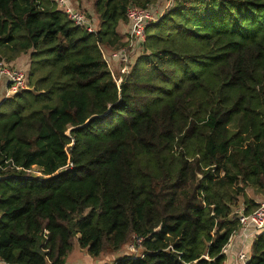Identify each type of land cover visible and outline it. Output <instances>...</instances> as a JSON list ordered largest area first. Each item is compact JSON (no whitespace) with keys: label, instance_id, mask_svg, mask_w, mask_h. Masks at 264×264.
Returning a JSON list of instances; mask_svg holds the SVG:
<instances>
[{"label":"trees","instance_id":"16d2710c","mask_svg":"<svg viewBox=\"0 0 264 264\" xmlns=\"http://www.w3.org/2000/svg\"><path fill=\"white\" fill-rule=\"evenodd\" d=\"M159 1L94 0L91 35L50 0H0V62L31 61L0 105V159L23 169L0 181V262L100 259L139 236L146 256L117 264H226L239 199L264 196V0H178L119 88L106 53L129 8ZM248 252L264 264V231Z\"/></svg>","mask_w":264,"mask_h":264},{"label":"built area","instance_id":"2783aa9c","mask_svg":"<svg viewBox=\"0 0 264 264\" xmlns=\"http://www.w3.org/2000/svg\"><path fill=\"white\" fill-rule=\"evenodd\" d=\"M50 1L67 16L68 20L75 27L84 28L91 35L97 34L98 30L96 29V26L93 24V22L88 19L87 14L78 9L71 0ZM168 1L170 2L169 8H172L175 5V1L178 0ZM169 8L163 9L156 5L155 7L148 9L137 7H131L128 9L126 17L130 25V32L126 45L119 51L113 52L110 54V56L106 57L108 64L110 59L114 62H117L119 65L120 73L122 75L118 80L119 88L124 80V77L130 75L132 72V67L135 65L134 58H136L137 54L140 52L143 53L147 41V29L150 26L158 23L169 12ZM28 78L29 76L24 71L12 68L6 62H0V84L4 83L6 86L7 99L29 90ZM70 167H73V165ZM9 171H15L19 173L22 172L23 169L16 166L12 160L5 159L3 161L0 159V181L8 177L5 174H7ZM25 177L44 178L42 172L36 167H33V169L27 171ZM236 215L238 217L239 225L242 231H247L250 229L254 231V234H259L261 231H264V201L251 214L246 215L242 211H237ZM144 243V237H134L127 246L129 255L126 257L132 260L143 259L146 256L144 251ZM230 244L231 240L223 250L225 255L228 253ZM239 260L245 263L248 260L247 254L245 252H241Z\"/></svg>","mask_w":264,"mask_h":264},{"label":"rangeland","instance_id":"374dc122","mask_svg":"<svg viewBox=\"0 0 264 264\" xmlns=\"http://www.w3.org/2000/svg\"><path fill=\"white\" fill-rule=\"evenodd\" d=\"M76 5L77 4H80V10L82 11V12H85V14L87 13V14H89V13H91V11H92V7H93V4H94V0H72ZM177 1H175V3H176ZM174 3V4H175ZM169 4H170V2L168 1V0H160L159 1V4H157L158 5V7H160V8H163V9H167V8H169ZM82 5V6H81ZM172 6H173V4H172ZM174 7H175V5H174ZM173 9V7L172 8H169V11L170 10H172ZM167 12V11H166ZM96 26V25H95ZM96 29H97V27H96ZM111 51H109V52H107L106 53V57H107V55H108V53H110ZM141 53L142 52H140L139 54H137V56H136V58H134V61H135V64L138 62V60L140 59V57H141ZM5 62L8 64V65H10L12 68H15V69H19V70H22V71H24L28 76H29V73H30V70H31V61H30V58L29 57H27V56H22L21 58H19L18 60H15V61H13L12 62V64H11V62H8V61H6L5 60ZM109 64H110V68L112 69V71H113V73H120V68H119V65H118V63L117 62H114L113 60H110L109 59ZM135 66V65H134ZM134 66L132 67V70H133V68H134ZM120 75H121V73H120ZM122 76V75H121ZM2 86L0 85V88H1ZM9 99H12V97L11 98H9ZM9 99H7V100H9ZM6 101V91H4L3 92V94H1L0 93V105H2L4 102ZM263 111H264V107H263ZM245 198V199H244ZM244 198H240L239 199V205H238V207L236 208V209H234V211L233 212H236V211H244V207H245V204H246V201H249V200H258L259 198H261V196L258 194V192H257V188L256 187H253V186H251V187H249L248 189H247V191H246V195H245V197ZM264 198V196H262V200H264L263 199ZM262 203V202H261ZM260 203V204H261ZM248 248L249 247H245L244 248V252L247 254V257H249V252H248ZM128 248L126 247L125 249H123L121 252H119V253H117V254H115V255H113V256H110V257H102L101 259L102 260H100L102 263H100V264H117V263H119L120 261H122L126 256H128L129 255V253H128V250H127ZM241 254V253H240ZM240 254H239V256H240ZM88 258H91L90 256H88ZM241 262V261H240ZM239 261L238 262H236L235 261V264H246L247 262H248V260L245 262V263H243V262H241L240 263Z\"/></svg>","mask_w":264,"mask_h":264},{"label":"crops","instance_id":"0c3cea01","mask_svg":"<svg viewBox=\"0 0 264 264\" xmlns=\"http://www.w3.org/2000/svg\"><path fill=\"white\" fill-rule=\"evenodd\" d=\"M119 32H120L121 36L124 38V41L127 42V38H128L129 32H130V25L129 24L122 25L119 28ZM111 53H113V52L108 53L107 56H110ZM21 57H19V58H21ZM27 57H29V56H27ZM19 58H17L16 60H18ZM12 62H11V64H12ZM0 85L2 86L0 88V93L3 94V92L6 91V96H7V89H6L5 84L1 83ZM6 100H7V98H6ZM254 201L256 203L260 204L264 200H262V196H261V198H259L258 200H254ZM242 212H244V211H242ZM257 235H258V233L254 234V231L250 230V229L247 231L241 230V231H239V233L235 234L231 239L230 248L228 250V253L226 254L227 255L226 264H235V261L240 262L239 254L241 252H244L243 250L246 246L249 247L250 244H252L254 237ZM88 256H90V255L88 254V252L86 250H82L78 245H76L73 253L69 256L66 264H100V263H102L100 261V260H102L101 258L100 259H94L91 256H90L91 258H88ZM0 264H4V263L0 262Z\"/></svg>","mask_w":264,"mask_h":264}]
</instances>
